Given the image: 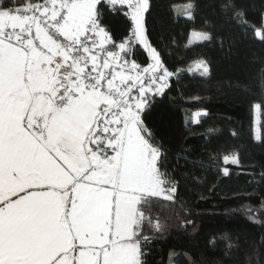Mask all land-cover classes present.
<instances>
[{
	"label": "snow or ice",
	"instance_id": "1",
	"mask_svg": "<svg viewBox=\"0 0 264 264\" xmlns=\"http://www.w3.org/2000/svg\"><path fill=\"white\" fill-rule=\"evenodd\" d=\"M149 10V0H0V264H147L166 227L153 209L174 203L177 169L204 165L170 157L145 122L174 75L148 38ZM116 12L128 21L119 41L106 24ZM255 35L264 40V25ZM138 45L146 66L132 58ZM243 207L264 223L254 214L264 201ZM220 239L231 256L238 244Z\"/></svg>",
	"mask_w": 264,
	"mask_h": 264
},
{
	"label": "trees",
	"instance_id": "2",
	"mask_svg": "<svg viewBox=\"0 0 264 264\" xmlns=\"http://www.w3.org/2000/svg\"><path fill=\"white\" fill-rule=\"evenodd\" d=\"M230 2L243 18L225 12L224 0H149L148 38L174 75L144 119L170 157L183 151L204 165L177 169L174 203L161 198L153 209L154 222L166 227L146 248L147 264H264V223L250 222L243 207L256 210L264 201V40L255 35L264 25V0ZM189 4L195 6L191 18L185 16ZM106 24L117 41L126 34L120 12L110 13ZM192 31L213 39L189 43ZM132 58L149 63L139 45ZM200 61L208 75L201 74ZM256 104L262 105L257 132ZM227 155L239 163H224ZM254 214L264 221V211ZM222 236L238 244L231 256L224 254Z\"/></svg>",
	"mask_w": 264,
	"mask_h": 264
},
{
	"label": "rangeland",
	"instance_id": "3",
	"mask_svg": "<svg viewBox=\"0 0 264 264\" xmlns=\"http://www.w3.org/2000/svg\"><path fill=\"white\" fill-rule=\"evenodd\" d=\"M185 16L188 17L187 13H185ZM201 33H205L202 31H192L190 33L189 36V43H194V42H199V41H203V40H199L198 35ZM202 114V113H200ZM254 115H255V131L257 132V123H258V109H254ZM232 156H236V155H227V156H223V162H224V157H232ZM230 163V162H229Z\"/></svg>",
	"mask_w": 264,
	"mask_h": 264
}]
</instances>
